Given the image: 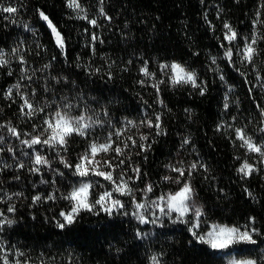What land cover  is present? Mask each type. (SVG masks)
<instances>
[{
	"label": "trees",
	"instance_id": "trees-1",
	"mask_svg": "<svg viewBox=\"0 0 264 264\" xmlns=\"http://www.w3.org/2000/svg\"><path fill=\"white\" fill-rule=\"evenodd\" d=\"M0 3L18 9L12 18L0 13V52L8 61L0 66V124L10 123L24 138L23 133H31L33 124L42 123L40 115L33 119L21 115L23 101L14 85L19 84V93L36 105L60 101L61 96L76 98L73 103L86 104L94 110L90 114L105 121L103 127L91 130V138L103 142L109 131L126 128L120 140L127 136L136 140V147L128 141L130 160L125 167L139 166L146 175L132 184L133 188L152 183L153 197L175 192L180 185L165 182L162 177L177 174L165 166H180L178 162L183 161L187 169L197 162L203 167L193 171L190 182L205 213L201 231L213 223L247 225L250 218L255 221L252 227L258 230L253 235L256 244H237L221 253L198 244L188 225L166 219L161 227L140 224L131 214L82 213L77 223L59 229L55 221L61 210H67L68 202L42 199L33 204L32 198L53 192L59 197L70 191L79 177L59 163L54 151L45 148L51 167L42 168L40 174L31 173L32 166L19 169L18 163L0 165V198L6 201L0 203V210L15 221L0 233L10 252H24L20 259L28 264H151L153 255L162 264H231L240 259L264 264V159L240 147L234 132V128H244L255 142L264 144V133L259 131L264 127L260 115L264 109V39L257 45L260 53L252 65L241 64L235 49V63L230 64L221 47H231L224 41L225 23L238 33L235 43L240 47L245 37L253 35L257 18L262 23L256 24L255 32L264 36V0H80L85 11L79 14H86L87 19H78L77 12L66 6L67 0ZM41 11L63 36V51L40 19ZM93 19L97 27L89 24ZM13 49L18 51L14 54ZM20 56L25 64L19 62ZM145 63L155 73V80L147 79L142 85L145 77L140 69ZM172 63L194 71L204 94L190 84L173 87L160 68L161 64ZM159 80L165 82L157 93L152 85ZM9 89L10 99L5 98ZM105 109L108 116L103 115ZM156 115H160V129L141 124L145 119L155 122ZM129 120L138 127L127 125ZM1 134L11 137L17 149L23 148L6 128H0ZM140 135L148 139L140 141ZM185 139L189 143H183ZM141 143L151 147L141 151ZM87 144L74 136L68 152L61 155L74 164ZM244 161L255 168L247 177L237 172ZM53 169L64 175L55 174ZM128 175H133L130 168ZM13 193L22 195H13L7 201V195ZM136 195L139 199L141 193ZM121 199L131 213L129 198ZM9 204L15 205V213H7ZM138 230L148 235L138 238Z\"/></svg>",
	"mask_w": 264,
	"mask_h": 264
},
{
	"label": "snow or ice",
	"instance_id": "snow-or-ice-1",
	"mask_svg": "<svg viewBox=\"0 0 264 264\" xmlns=\"http://www.w3.org/2000/svg\"><path fill=\"white\" fill-rule=\"evenodd\" d=\"M66 6L77 12L78 19H87V15H80L84 12V8L80 3V0H67ZM18 9L14 6H4L0 3V13H7L8 17L12 18L16 14ZM101 15H104L101 8ZM40 19L45 21L48 28L51 30L56 46L63 51L64 38L57 30V27L49 19V17L43 12H39ZM89 24L93 27H97L96 20H89ZM262 21L257 18L253 22V35L244 38L243 47L238 46L235 42L238 39V33L227 23L224 24L226 29L224 35V41L231 47H225L221 44V47L225 48L224 58H226L230 64H234L233 55L235 49V55L239 57L241 64L252 65L255 58L259 55L260 50L257 45L260 40L264 39V36L258 35L255 32V26ZM27 29V25H25ZM97 37L93 34L92 40L95 41ZM102 42V41H101ZM18 50L13 49L15 54ZM19 62L25 64L23 56L19 57ZM130 62V61H129ZM8 61L4 58V54L0 52V66H4ZM212 63H216L215 57L212 59ZM45 68L48 65L44 66ZM160 68L164 75L168 76V79L173 87L177 85L190 84L193 88H199L200 94H204V88L197 83V76L194 71L187 70L183 65L178 63L161 64ZM238 70V69H237ZM141 74L145 77V80H141L143 85L147 79L155 80V73L148 69L147 63L140 69ZM31 79V77H28ZM220 79L224 77L221 75ZM261 77L257 75V80ZM165 81H156L152 86L156 88L159 93V85ZM17 89V94L21 96L23 103L20 106L21 115L28 119L40 115L42 116L41 124H33V130L31 133H23V136L29 137L28 139L22 138V134L13 127L10 123L7 125L0 124V128H6L7 132L15 137L27 149H31L32 152H22V155L28 156L32 167L29 171L34 174H40L42 168H50L51 161L48 157L43 155L45 148L54 151L59 157V163L64 168L70 169L73 176L79 177L76 184L71 187V190L67 193L61 194L59 197L55 195V192L49 193L47 197L41 195H35L32 198V203L36 204L42 199L55 202L57 199H63L68 202L67 210H61L58 214L59 218L56 219V227L59 229H65L75 223H77L82 213H90L92 215H100L101 213L112 216L114 214L129 215L131 214L140 224H152L163 226L164 220L170 221L172 224H186L188 225V231L192 238L201 245H207L208 248L215 252L226 253L233 246L237 244H256L257 241L253 239L254 234H258V230L252 227L254 219L250 218L249 223L243 226H229L227 224H211L206 230L201 231V224L206 223L202 221L201 217L205 215L201 206H197L194 201L195 189L191 184V176L193 171L203 165H198L197 162H192L188 168L183 167V161H179L177 165H166L165 167L175 172L176 177L164 176L162 179L165 182H173L180 185L175 191H169L161 193L158 196L153 197L151 194L154 192V186L152 183H147L142 189L133 188L131 185L141 178L142 171L139 166L132 167L131 164L128 168L125 167L126 160H130V155L126 150L129 149V143L132 147L137 146L136 140L132 136H127L125 140H120V137L124 136L125 129H117L115 131H109L103 142L97 138H91V130L97 127H103L105 121H103L99 115L95 117L90 114L94 110L90 109L86 104H81L79 101L73 103L76 98L61 96L60 101L53 99L51 103L45 102L43 105H36L32 100L23 94L19 93L20 85H14ZM46 91L48 89H45ZM32 95L35 96L36 92L33 90ZM12 97V90L9 89L5 95V98ZM55 105V107H53ZM52 108L51 111L46 109ZM228 108L227 103L225 109ZM79 109V111H76ZM76 111V114H73ZM104 116H108L109 113L105 109L103 111ZM261 123H264V109L260 110ZM235 119V118H234ZM141 124L148 128L155 127L160 129V115H156L155 122L151 119H145L141 121ZM127 125L136 128L138 125L133 121H127ZM219 130V128H218ZM261 133H264V127L259 129ZM235 139L239 140L240 147L246 149L249 153H256L262 159H264V144L255 142L251 136H248L244 128H234ZM159 135L160 132H157ZM80 137L83 140L88 141L87 148L81 153L76 163H71L61 153L68 152L69 141L72 137ZM3 136H0V144L3 143ZM148 137L146 135H140V141H146ZM185 144L189 143L187 139L184 140ZM141 151H147L151 145H145L143 143L138 145ZM0 148V151H3ZM8 152L14 154V149L9 146ZM139 154V153H137ZM2 163V162H0ZM4 167L8 165L4 164ZM19 169L25 168L23 161L19 162ZM131 169L133 175H128V169ZM3 168L0 167V171ZM255 171L253 165L244 161L237 169V172L242 176H250ZM55 174L63 176V172H59L53 169ZM16 179H19L17 176ZM46 183L47 181H41ZM55 183V181H53ZM104 189L103 191H95L96 188ZM141 193L140 198H137L136 193ZM13 195L20 196L22 193H13L7 195V201H11ZM251 195V194H250ZM121 197L129 198L132 211L129 213L127 210L126 202ZM6 201L0 198V203ZM7 213H15L16 208L14 204H9L7 207ZM15 221L9 218L4 211L0 210V233L5 229V226H11ZM137 237L143 238L148 235L147 233H141L137 231ZM13 259H9V256ZM25 253L16 250L10 252L7 249L3 239H0V264H28L27 260H21ZM41 264H44L42 261ZM151 264H162L160 258L157 255L151 257ZM231 264H258L254 259H240L232 260Z\"/></svg>",
	"mask_w": 264,
	"mask_h": 264
},
{
	"label": "rangeland",
	"instance_id": "rangeland-1",
	"mask_svg": "<svg viewBox=\"0 0 264 264\" xmlns=\"http://www.w3.org/2000/svg\"><path fill=\"white\" fill-rule=\"evenodd\" d=\"M0 136H3V138H4L3 143L0 144V148L4 149L3 151H0V162H2V163H0V165H2V164L3 165L4 164L13 165L15 163L19 164V162L23 161L25 163V165H27L28 167L32 166V163H31L29 157L22 155V152H28L29 154H31V152H32L31 149H27L23 145H22L23 146L22 149H17L16 144L13 142L11 137L5 136L4 134H1ZM28 138L29 137L24 136V139H28ZM9 146L13 147L14 154L7 151ZM42 154L44 155V150H43ZM4 155L9 157L8 161L3 157ZM194 201H195L197 206H201L200 202L198 201V199L196 197V194L194 195Z\"/></svg>",
	"mask_w": 264,
	"mask_h": 264
}]
</instances>
